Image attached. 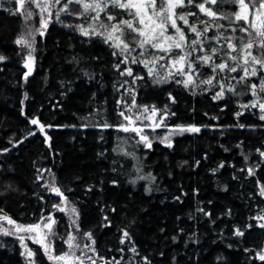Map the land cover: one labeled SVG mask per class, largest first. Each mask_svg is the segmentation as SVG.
Instances as JSON below:
<instances>
[{
  "label": "trees",
  "instance_id": "1",
  "mask_svg": "<svg viewBox=\"0 0 264 264\" xmlns=\"http://www.w3.org/2000/svg\"><path fill=\"white\" fill-rule=\"evenodd\" d=\"M64 3L53 4L47 30L35 39L34 73L25 78L29 52L16 43L23 15L17 0H0V222L7 223V216L28 227L53 215L49 240L63 254L70 224L56 212L61 197L52 188H58L76 209L84 264H264V110L252 106L264 104V69L251 58L243 65L242 42L253 37L240 31L244 21L233 19L238 2L184 0L175 8L177 17L188 19L176 21L187 43L202 39V48L183 49L192 51L185 71L195 83L187 87L177 82L186 76L168 77L175 72L169 59L149 63V75L143 61L169 54L139 48L137 33L124 29L121 39L129 50L122 54L103 36L80 31L83 26L105 33L111 24L132 20L125 9L111 7L94 23L79 4L59 11ZM200 3L216 16L202 12ZM251 9L249 4L250 20ZM106 14L115 19L106 20ZM202 21L209 27L204 38L190 31H202ZM167 34L175 30L169 27ZM179 52L173 49L171 58ZM251 52L264 58L255 42ZM203 55L212 61L197 59ZM220 63L228 68L213 72ZM238 65L255 67L257 75L245 77ZM127 68L132 76L122 75ZM212 77L211 85L201 83ZM153 109L155 129L147 127ZM121 112L144 126L142 132L124 131L128 120ZM33 119L43 131L33 127ZM189 127L200 131H180ZM31 251L32 258L18 238L0 235V264H54L40 247Z\"/></svg>",
  "mask_w": 264,
  "mask_h": 264
},
{
  "label": "snow or ice",
  "instance_id": "2",
  "mask_svg": "<svg viewBox=\"0 0 264 264\" xmlns=\"http://www.w3.org/2000/svg\"><path fill=\"white\" fill-rule=\"evenodd\" d=\"M17 2L20 4L21 8H23L24 0H17ZM56 4H59L61 0H54ZM240 6V11L237 12L233 19L235 21H244V24L246 26H242L240 28V31L247 33L249 36L253 37V39L248 40L247 43H243L241 51L245 53L243 56V65H248L250 63L249 58H251V63L254 65H260L261 69H264V58H257V56H253L251 49L254 46V42L257 47L264 49V0H249V3H245V0H236ZM28 3L30 5H35L36 8L40 9V13H48L49 18L51 17V12L49 9L53 7V0H28ZM76 3L79 4L83 12L82 15H91V13H95L94 16H91V19L94 21H99L100 14L102 12H106L107 7L109 6V3L113 7H119L122 9H125L129 15L133 17L132 20H121L115 24H111L110 26L106 27L105 33H99L96 32L93 28L90 32L88 29H84L83 26H80V31L83 35L89 36L90 34L100 35L103 36L106 42H111V46L118 48L121 50V53L127 52L129 50V45L124 42L123 39H121V36L123 35L124 29L127 28L131 30L132 32L137 33L138 41L137 46L141 49H144L146 46H150L153 49H156L160 52L168 53L169 56H155L152 61H143L144 66L148 69L149 75L154 74V68L148 67L149 63L156 64L160 60L169 59L171 63V68L175 69V72L169 71L168 77H172L174 75L179 76H186L187 79L183 81H177L178 83H183L186 87L190 84H194L195 80L193 78L192 72L185 71L186 67H190L191 62L189 61L188 57L192 55V51H195V48H192L193 45H200L202 48V39H196L193 38L191 41V44L187 43V39L185 36L184 31L177 25L176 21L177 19L183 21L184 24H188V19L185 15L176 16L175 14V8L181 7L184 4V0H160V9L157 10L156 7V0H65V3L59 9V11H68V5ZM189 4L193 3V0H188ZM211 3H216V0H211ZM249 4H251V20H250V14H249ZM202 12H205L210 17H215L216 13L212 12L210 9L205 7L204 3H200L196 5ZM194 15V14H193ZM27 17H31V12L27 13ZM106 20L112 21L115 19V17L111 15L105 16ZM57 19H59V15H57ZM135 21V23H133ZM47 19L43 21V27H47ZM202 23H205L202 21ZM103 26V25H102ZM171 27L175 30V35H168L167 30ZM218 27H223L218 26ZM110 28V30H108ZM251 30V31H249ZM190 31L192 33H195L196 37L204 38L206 36V33L209 31V27L205 26V28L200 31L195 26H190ZM235 31V29H233ZM119 33L120 35H117ZM212 39H219L218 37H213ZM18 44H27L28 42L24 39H18L16 41ZM187 45L189 48L192 49V51L184 52L183 49ZM30 47V45H28ZM228 47L231 48L233 51L236 50V45L233 43H229ZM173 49H180L181 52L176 54V58L172 59L170 54ZM216 49H212V53L215 54ZM115 55V53H114ZM232 60H236L237 58L235 56L230 57ZM0 59H3L0 57ZM31 59V57H29ZM198 60H201L203 63L208 64L212 61L211 55H203L198 56ZM127 61V57H125V61ZM132 62L136 63L137 58L133 57ZM243 65H238L242 68L244 72V76H256L257 75V69L255 67H244ZM118 67V66H117ZM228 68V65L226 63H220L215 64L212 68L213 72L216 71V69H220L223 71L224 69ZM194 71V70H193ZM231 72H236L237 68L232 67L229 69ZM128 76H132L133 72L131 68H127L125 70V73ZM215 77L209 78L208 80L201 81V83L209 84L211 85L213 82V79ZM137 79H142V77H137ZM167 79V78H165ZM243 79V77H241ZM160 82V81H157ZM221 87H223L221 85ZM256 85H252V88L255 89ZM232 90V89H230ZM260 90L264 92V77L261 78V84H260ZM255 95V92L253 93ZM223 96V92H218L214 98H221ZM253 107L259 106L261 110H264V104H253ZM244 107H247L245 105ZM145 112L148 111L147 108L144 109ZM156 114V110L153 109V115ZM121 116H124V113H120ZM239 115V114H238ZM125 120H130L131 118L128 116H124ZM261 119H264V116L261 117ZM32 124H38L39 122L36 119H33L31 121ZM44 126L40 125V130L43 131ZM124 131H129L130 129L128 127H124ZM132 131H139V129L132 128ZM180 131H192V132H199L200 129L196 127H189L187 129L181 128ZM141 139L145 141L148 147H151V143L148 142V138L146 136H142ZM264 155V153H262ZM223 165H221L222 167ZM251 171V170H250ZM52 191L56 192L58 195H63V193L60 192L58 188H52ZM261 194L264 195V189L261 190ZM66 199V198H65ZM63 211V209H60ZM73 213H76V209H72ZM3 219L8 220V223L14 224L15 222L12 221L7 216H4ZM49 223L45 224V228L51 232L52 225L55 223V221L49 217ZM260 219H264V217H260ZM261 227H264V224L260 225ZM39 225L34 226H20L17 225V231H24V232H33L39 229ZM4 234H9L7 231H5ZM238 235H243L242 232L237 230ZM89 238H91V234H87ZM124 236L127 237L128 233L125 232ZM75 237L70 236L66 243L69 246V252H65L62 255H53L50 245H44V251L48 254V258L50 260H54L57 262V264H60V262H64V264H72L73 261H78L79 264H84V261L81 257L75 256V253L71 251V249L75 247H79V245L74 243ZM123 242V241H122ZM37 243H41V241H37ZM94 243V241H93ZM85 248H90L89 245H85ZM94 251V249H91ZM133 252H135V248L131 249ZM27 255L29 257H32L34 253L32 251H28ZM91 259V257H89ZM260 259L264 260V255L260 256ZM92 264H95V261H92ZM117 264L119 262L117 261Z\"/></svg>",
  "mask_w": 264,
  "mask_h": 264
},
{
  "label": "rangeland",
  "instance_id": "3",
  "mask_svg": "<svg viewBox=\"0 0 264 264\" xmlns=\"http://www.w3.org/2000/svg\"><path fill=\"white\" fill-rule=\"evenodd\" d=\"M61 1H65V0H61ZM53 4H55L54 0H53ZM18 6L20 7V13L23 15V19H24L23 35H22L21 39H24L28 42L27 44H22V46H24L29 52V55L27 56V59L25 61V69H26L25 78H28L29 76H31L34 73V55H33L34 53H33V51H34L35 39L37 36L43 35L45 33V31L48 28L49 21L54 15V12H53V7H51L49 9V11L51 12V17L49 18L47 12L41 14L40 9L36 8L35 5H30L28 3V0H24L23 8H21L19 3H18ZM111 7H113V6L111 5V3H109V6L107 7L106 11ZM28 12H31L30 18L27 17ZM103 13L104 12H102L100 14V17ZM94 15H95V13H91V15H89V16L91 17ZM45 19H47V21H48L46 28L43 27V21ZM94 23H99V21H94ZM102 24H103V22H102ZM117 35H120V34L117 33ZM28 45H30V47ZM29 57H31V59H29ZM156 119H157L156 115L149 116L148 117L149 126H147V127H150L152 129L159 127L156 124ZM125 126L128 127L129 129H132V128L139 129V131H138L139 133L142 132L143 127H144V126H141V128L138 127V125H136L134 123V121H131V120L125 121ZM54 193L57 196L61 197V203L57 206L56 212L63 213L66 216V218L70 224V234L65 240V244H66L65 252L70 251L69 246L66 243L67 239L70 236H74L75 237L74 243L79 245V247H75V248L71 249V251L75 253V256L80 257V255H78V252L81 250L82 245L78 242V239H77V230H78L77 213L72 212L73 207L67 202V200L62 195H58L56 192H54ZM60 209H63V211H61ZM50 217L55 221L53 215ZM48 218L45 219L41 224H39V226H40L39 229H37L36 231H33V232L17 231V225L18 224H15V223L10 224V223H8V221H7V223H5L4 221H1L0 222V235H3V236L6 235L4 233H5V231H7L9 233L7 235H13L14 237L18 238V240L20 241V243L22 245L23 251L26 254L28 253L29 250L31 251L32 246H34V247L38 246L44 251V245H50L51 250H52V254L58 255L57 252L55 251L53 245L51 244V242L49 240L50 233L53 231L55 223L52 225L51 232H49V230L47 228H45V224L49 223ZM38 240L41 241V243H37ZM82 252H84V250H82ZM45 254L48 257V254L46 252H45ZM30 258H32V257H30ZM50 261L54 264H57V262L54 260H50ZM60 264H64V262H60ZM72 264H79V262L73 261Z\"/></svg>",
  "mask_w": 264,
  "mask_h": 264
},
{
  "label": "water",
  "instance_id": "4",
  "mask_svg": "<svg viewBox=\"0 0 264 264\" xmlns=\"http://www.w3.org/2000/svg\"><path fill=\"white\" fill-rule=\"evenodd\" d=\"M19 12H20V7H19ZM40 125H42V124H40V123H38V124H33V127H35V128H37V130H39V131H41L40 130ZM44 126V125H43ZM45 128V127H44ZM43 128V129H44Z\"/></svg>",
  "mask_w": 264,
  "mask_h": 264
}]
</instances>
